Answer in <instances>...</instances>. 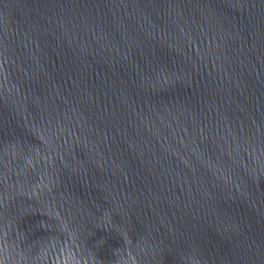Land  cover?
Returning <instances> with one entry per match:
<instances>
[{"label":"water","instance_id":"obj_1","mask_svg":"<svg viewBox=\"0 0 264 264\" xmlns=\"http://www.w3.org/2000/svg\"><path fill=\"white\" fill-rule=\"evenodd\" d=\"M0 264H264V0H0Z\"/></svg>","mask_w":264,"mask_h":264}]
</instances>
